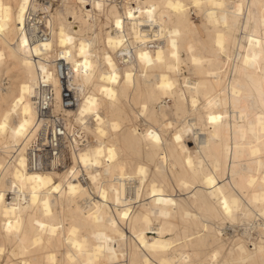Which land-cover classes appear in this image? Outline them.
Wrapping results in <instances>:
<instances>
[{
	"label": "bare ground",
	"instance_id": "obj_1",
	"mask_svg": "<svg viewBox=\"0 0 264 264\" xmlns=\"http://www.w3.org/2000/svg\"><path fill=\"white\" fill-rule=\"evenodd\" d=\"M54 1L0 0V264H264V0ZM58 60L90 140L38 166Z\"/></svg>",
	"mask_w": 264,
	"mask_h": 264
},
{
	"label": "built area",
	"instance_id": "obj_2",
	"mask_svg": "<svg viewBox=\"0 0 264 264\" xmlns=\"http://www.w3.org/2000/svg\"><path fill=\"white\" fill-rule=\"evenodd\" d=\"M110 2V0H105ZM116 2L118 6L124 2V0H112ZM45 6L50 5L51 7H56L57 2L54 0H40ZM52 4H48L51 3ZM90 6V4H89ZM91 6L89 7V9ZM37 20L30 23L33 24L37 29H30L29 34L33 38L44 37L46 34L45 28L48 30V26L42 21L45 15L40 12V14L35 15ZM40 18V20L38 19ZM81 21H76L77 27L84 28L88 23L93 21V16L90 11L83 12L81 15ZM44 20V19H43ZM29 24V22L27 23ZM58 76L62 86L61 96L59 100L60 107L62 110H54L55 108V93L53 86L40 82L37 86V92L35 96V104L38 111V115L41 121V126L39 130L38 137L34 141V154L36 153L37 165L42 163L47 165L48 163H55L57 167H63L66 164L63 153L66 149L63 144V138L66 134L74 137L77 136L81 146H86L89 143L90 138L78 127L73 128L72 131L76 133L72 135L68 130L67 117L64 113L65 109L74 108L78 105V98L75 95V91L69 86L68 83V68L64 61L58 60ZM71 134V135H70Z\"/></svg>",
	"mask_w": 264,
	"mask_h": 264
},
{
	"label": "rangeland",
	"instance_id": "obj_3",
	"mask_svg": "<svg viewBox=\"0 0 264 264\" xmlns=\"http://www.w3.org/2000/svg\"><path fill=\"white\" fill-rule=\"evenodd\" d=\"M193 10H194V7H192V11ZM191 18H192L194 24L199 25L201 23L200 15H198V14H196L194 12H191ZM251 27L252 28L256 27L254 22H251ZM185 73L187 74V72H185ZM167 101H169V100H167ZM168 103L171 104V102H168ZM155 108L158 109L156 104H155ZM159 113H160L159 117L167 124V126L169 128L168 129H166V128L158 129V131L161 130V132L165 135V137L170 140V138L172 136V132L174 131V129H173L174 126L175 125H179L180 123H182L183 122V118H177V117L173 116L171 108H169L167 106L163 109L162 112H159ZM176 122H178V123H176ZM131 123H136V121L134 120ZM236 226L237 227H235L233 229L231 228V230H229V232L234 234V233H237V232L245 231L243 225L239 224V225H236Z\"/></svg>",
	"mask_w": 264,
	"mask_h": 264
}]
</instances>
